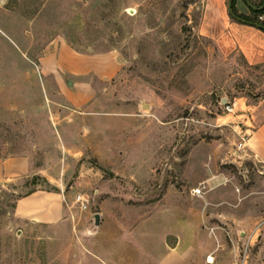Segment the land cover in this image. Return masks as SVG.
<instances>
[{"label":"rangeland","instance_id":"374dc122","mask_svg":"<svg viewBox=\"0 0 264 264\" xmlns=\"http://www.w3.org/2000/svg\"><path fill=\"white\" fill-rule=\"evenodd\" d=\"M227 3L0 0V156L41 171L0 185V264H264V169L236 158L264 40ZM39 190L59 224L14 216Z\"/></svg>","mask_w":264,"mask_h":264},{"label":"crops","instance_id":"0c3cea01","mask_svg":"<svg viewBox=\"0 0 264 264\" xmlns=\"http://www.w3.org/2000/svg\"><path fill=\"white\" fill-rule=\"evenodd\" d=\"M235 8L241 13V9L246 8L244 0H237ZM239 25L245 28H252L251 25L242 22H239ZM256 32H260L258 36L264 40V32L261 30ZM254 112L255 114L251 116V119L255 127L248 142L245 143L244 152L247 157L251 158L252 162L259 164L264 169V99L254 107ZM40 174L41 171L35 168L30 159L25 156H0V185L31 177L38 178L41 176ZM63 199L64 196L57 191L39 190L32 192L16 201L14 216L19 221L27 223L47 226L57 225L62 221L64 216Z\"/></svg>","mask_w":264,"mask_h":264},{"label":"built area","instance_id":"2783aa9c","mask_svg":"<svg viewBox=\"0 0 264 264\" xmlns=\"http://www.w3.org/2000/svg\"><path fill=\"white\" fill-rule=\"evenodd\" d=\"M223 102H224L223 103L224 110L227 113H234L236 108V100H234L231 103L225 100ZM244 149H245V140H243V142L239 143V145L237 146L238 153L236 154V158L238 160H242L246 158V153L244 152ZM195 194H199V191H196ZM75 203L78 205V207L81 210L87 209L88 201L83 195H77L75 197Z\"/></svg>","mask_w":264,"mask_h":264},{"label":"trees","instance_id":"16d2710c","mask_svg":"<svg viewBox=\"0 0 264 264\" xmlns=\"http://www.w3.org/2000/svg\"><path fill=\"white\" fill-rule=\"evenodd\" d=\"M236 1L237 0H232L231 2V14L233 16L249 24L260 23L264 26V20H259V17L264 16V0H260L256 9L250 8V13L253 15L252 18L237 12V9L235 8Z\"/></svg>","mask_w":264,"mask_h":264},{"label":"water","instance_id":"95a60500","mask_svg":"<svg viewBox=\"0 0 264 264\" xmlns=\"http://www.w3.org/2000/svg\"><path fill=\"white\" fill-rule=\"evenodd\" d=\"M231 2H232V0H229V2H228V11H229V14L231 15V17L233 19H235L236 21H239V22H242V23H246V22L238 19L237 17H235V16H233L231 14ZM246 24L251 25L252 27H255L256 29L261 30V31L264 32V26L262 24H260V23H254V24L246 23ZM99 222H100V216L98 214L94 215V225L96 227L99 225Z\"/></svg>","mask_w":264,"mask_h":264},{"label":"bare ground","instance_id":"6f19581e","mask_svg":"<svg viewBox=\"0 0 264 264\" xmlns=\"http://www.w3.org/2000/svg\"><path fill=\"white\" fill-rule=\"evenodd\" d=\"M213 261L212 257L209 258V262L211 263Z\"/></svg>","mask_w":264,"mask_h":264}]
</instances>
